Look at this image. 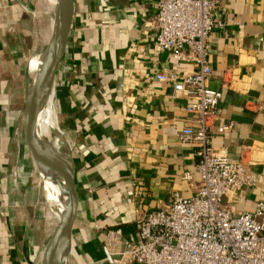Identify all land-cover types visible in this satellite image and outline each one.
<instances>
[{
  "label": "crops",
  "instance_id": "0c3cea01",
  "mask_svg": "<svg viewBox=\"0 0 264 264\" xmlns=\"http://www.w3.org/2000/svg\"><path fill=\"white\" fill-rule=\"evenodd\" d=\"M158 1L72 0L54 79L79 202L77 221L67 228V264L91 258L106 264L109 229L133 242L139 220L175 194H195L196 147L177 140L184 127L195 126L185 111L191 99L174 97L172 85L156 76L176 73L180 80L197 68L158 51ZM23 2L20 31L31 58L38 0ZM5 8L0 0V264H36L44 244L36 220L41 167L30 91L6 31ZM212 31L208 86L222 91L218 113L228 129L212 131L210 145L257 177L255 186L228 194L223 204L234 213L252 212L264 202V0H221Z\"/></svg>",
  "mask_w": 264,
  "mask_h": 264
},
{
  "label": "built area",
  "instance_id": "2783aa9c",
  "mask_svg": "<svg viewBox=\"0 0 264 264\" xmlns=\"http://www.w3.org/2000/svg\"><path fill=\"white\" fill-rule=\"evenodd\" d=\"M220 2L159 0L156 4L158 51L176 64L191 62L197 68L180 80L176 73L156 78L172 85L174 97L191 99L185 111L195 126L184 127L177 140L195 145L199 179L194 195L175 194L168 206L139 220L135 241L124 238L119 228L109 229L102 247L106 264H264V202H257L252 212L240 213L223 204L228 194L255 186L257 177L210 145L212 131L228 129L218 113L222 91L208 86L213 75L208 42Z\"/></svg>",
  "mask_w": 264,
  "mask_h": 264
},
{
  "label": "bare ground",
  "instance_id": "6f19581e",
  "mask_svg": "<svg viewBox=\"0 0 264 264\" xmlns=\"http://www.w3.org/2000/svg\"><path fill=\"white\" fill-rule=\"evenodd\" d=\"M67 7V0H38L36 9L33 11L35 37L29 62L31 82L34 81L43 64L49 67L55 79V57L57 59L59 55L64 28L68 23V19L64 17L65 14L63 16ZM47 93L45 100L39 101L30 92L29 111L32 115L37 141L36 155L38 157H36L43 174L36 220L42 224L44 244L39 250L36 264H45L44 257H47L46 264H50L47 252L52 241L57 251L56 264H67L68 224L63 221L67 190L62 177L55 170L52 155H58L68 161L67 154L62 149L66 148L69 151V147L66 138L62 139L61 134L56 131L57 115L52 102L53 90L49 89ZM45 219L46 223L43 224Z\"/></svg>",
  "mask_w": 264,
  "mask_h": 264
},
{
  "label": "water",
  "instance_id": "95a60500",
  "mask_svg": "<svg viewBox=\"0 0 264 264\" xmlns=\"http://www.w3.org/2000/svg\"><path fill=\"white\" fill-rule=\"evenodd\" d=\"M67 2H68V7L65 8L63 12V16L65 14L64 17L68 19L69 22H71L72 12H73L72 0H67ZM24 7L25 5L23 0H6V8H5L6 31L13 44L12 48H14V54H15L14 56L21 62V72H22V77L25 81L26 88L39 101L45 100L49 89L53 90L52 102L55 113L57 115L56 131L58 132V134H61V137L63 139L64 133L61 127V118L58 108L59 103L57 98V90L51 70L47 65L43 64L38 74L36 75L34 81H32L31 84L27 82L26 69L30 58V53L27 50L26 44L22 39L21 31H20V26H21L20 22L22 20L21 15L22 13L25 12ZM66 150H67L66 148L62 149V151H64L67 154L68 161L55 154L52 155V158H53L55 170L57 174L62 177L67 190V202L65 205V213L63 216V221L67 223L69 226H73L77 221L79 202H78L77 191L74 183V167H73L72 157L70 150L69 151ZM82 235L85 242L88 243L89 233L86 227L82 228ZM47 254L49 258V263L56 264L57 251L53 246V241L49 245ZM94 263L95 262H93L91 258L90 264H94Z\"/></svg>",
  "mask_w": 264,
  "mask_h": 264
},
{
  "label": "rangeland",
  "instance_id": "374dc122",
  "mask_svg": "<svg viewBox=\"0 0 264 264\" xmlns=\"http://www.w3.org/2000/svg\"><path fill=\"white\" fill-rule=\"evenodd\" d=\"M34 13V12H33ZM5 18V17H4ZM23 111H24V108H23ZM23 111H22V113H21V117H20V125H19V129L20 130H22V132L20 133V136L21 135H23V128H22V125H21V118H22V114H23ZM29 124L31 125V122L29 121ZM64 133V132H63ZM64 137H65V135H64ZM21 146L23 147V145H22V143H21ZM38 157V156H37ZM36 157V160L38 161V158ZM37 176V175H36ZM40 176H41V178H40V181L42 182V177H43V174L40 172ZM33 178H35V175H34V177ZM33 178H32V180H31V184L30 185H32V183H33ZM61 178V177H60ZM38 179H39V177H38ZM62 179V178H61ZM43 181H44V179H43ZM39 198H40V194H39V197H38V202H39ZM37 207H38V203H37ZM37 207H36V209H37Z\"/></svg>",
  "mask_w": 264,
  "mask_h": 264
}]
</instances>
